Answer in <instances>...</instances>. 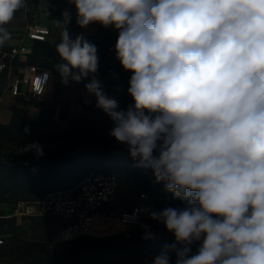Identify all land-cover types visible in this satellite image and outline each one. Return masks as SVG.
Listing matches in <instances>:
<instances>
[{
    "label": "clouds",
    "instance_id": "9594fccd",
    "mask_svg": "<svg viewBox=\"0 0 264 264\" xmlns=\"http://www.w3.org/2000/svg\"><path fill=\"white\" fill-rule=\"evenodd\" d=\"M80 28L118 32L115 59L130 72L126 109L95 74L97 46L62 12L64 85L80 83L123 145L183 207L147 209L175 237L150 264H264V0H68ZM25 0H0L5 25ZM25 133L28 128H25ZM43 156L42 145L22 152ZM145 227L142 239L154 238ZM199 241L195 254L191 245ZM182 245V246H179Z\"/></svg>",
    "mask_w": 264,
    "mask_h": 264
},
{
    "label": "trees",
    "instance_id": "16d2710c",
    "mask_svg": "<svg viewBox=\"0 0 264 264\" xmlns=\"http://www.w3.org/2000/svg\"><path fill=\"white\" fill-rule=\"evenodd\" d=\"M39 1L25 0V5L27 2L37 6ZM50 1L49 10L53 14H60L63 6H69L76 11L74 5H71L68 0ZM25 5L18 10L20 13L24 10ZM84 36L98 48L99 67L95 74L96 78L102 83L111 79L115 80V86L121 91V109H126L132 103L131 97L127 93L131 73L124 71L115 59L113 49L118 32L96 24L95 31L91 34H84ZM60 38L59 35L54 39L32 40L30 52L23 60L15 58L14 67L34 65L35 60L39 57H48L53 61L61 60L55 51V46L60 42ZM3 75L6 77L5 71L0 74V77ZM90 79L91 76L86 78L80 87L85 88L84 85ZM53 102L54 105L60 106L57 118H55L53 104L42 107L37 119L25 117V109L12 106L8 124H0V133L14 139L23 136L41 141H59L62 139L63 129L60 127L62 121L69 124H82L83 131L79 139L69 142L66 147L54 154H43L39 158L36 155H19L15 150L7 152L0 150V195L4 198L6 196L15 197L17 200L10 213L0 212V236L5 238L8 235L3 229V224L12 220L11 213L14 212L19 202L32 203L51 191L73 188L90 172L111 173L119 178L123 176L129 181L143 185L145 190H141V192H145L148 196V209L161 210L168 206H184V202L174 199L171 193L164 190L162 183L155 182L154 174L150 168L139 167L138 162L130 157L123 145L93 141L97 125L109 124L104 118L105 113L96 108L95 99L88 104H81L86 114L84 118L71 114L68 106L58 99L56 92L53 93ZM91 119H94V123L86 124ZM26 127L28 128L27 133L24 131ZM6 215L8 217H5ZM24 218L42 223H52L55 225L54 232L62 225L61 221L56 218ZM144 226L154 233V238L142 239L145 233ZM172 243H175V237L162 224L151 220L147 214L137 224L113 236L82 237L69 243L58 244H75V248L70 254L61 257L48 256V251L44 250L46 245L43 242H23L15 246L13 250L20 254V261L16 264H79L85 257L97 262L112 258L124 263H135L143 258L154 257L163 245ZM13 244H4L3 241L0 243V251L8 250L6 248ZM198 245L199 241H196L190 247L194 250Z\"/></svg>",
    "mask_w": 264,
    "mask_h": 264
},
{
    "label": "rangeland",
    "instance_id": "374dc122",
    "mask_svg": "<svg viewBox=\"0 0 264 264\" xmlns=\"http://www.w3.org/2000/svg\"><path fill=\"white\" fill-rule=\"evenodd\" d=\"M51 6L50 0H40L37 6L30 5L26 2L24 10L21 11V17H18L14 21L12 20L8 25L5 27L13 26V29L7 30L11 34V38L8 39V42H17L19 38L24 37V29L22 28L23 25L29 23L31 19H35V21H39L44 23L45 25L49 26L51 30V37L54 38V34L57 28L54 25V15L49 9ZM26 9V11H25ZM67 10L71 14V18L76 20V11H74L69 6L61 7V14L62 12ZM59 21L62 18L58 19ZM94 24V23H93ZM91 24V25H93ZM98 24V23H95ZM56 29V30H55ZM108 29L114 30L112 27H108ZM117 32V31H116ZM17 70H13L11 76L19 75ZM53 77L51 78V83L47 88L46 98L50 92H55L56 89H59L60 85H63V91H65V96L68 97L66 102L70 101V105L68 106L69 111L74 116H78L80 118H84L86 116L80 100L88 99L89 103L92 102L95 97L88 96L84 97L81 94H77L75 91V87H80L81 84L84 82L76 83V82H69V84L64 85L61 82V77L57 72L56 68L52 70ZM105 92L109 96H113L119 100V107L121 108V91L115 86V80L111 79L109 81H103ZM107 82V83H106ZM8 79L4 75L0 77V124L6 125L9 122L10 115H11V108L12 106H19L20 108L27 110V106L32 105L34 103H39L35 98H29L25 100L22 95L20 96H12L7 88ZM75 84V85H74ZM62 91V92H63ZM21 101V102H20ZM52 103V100H51ZM50 103V104H51ZM104 118L108 121L109 124L107 125H97L94 130V137L93 141L99 143H117L114 139H112L108 133L112 127V122L108 118L106 114H104ZM94 123V119H91L86 124ZM60 127L63 129L62 132V139L59 141H41L36 138H25L23 136H19V138H9V136L0 133V150L1 151H9L15 150L19 155H35L33 152H22V149L26 144H30L33 142L39 143L42 145L43 153L44 154H54L57 151L61 150L62 148L66 147L67 144L71 141L79 139L82 134V124H69V123H61ZM121 179V186L120 188L111 196L110 201L108 202V208L113 213L119 212L123 209L129 208L131 204L135 201L137 195L141 190H145L143 185L137 184L135 182L129 181L128 179L120 176ZM21 200V199H19ZM17 200L15 197L6 196L5 198L0 195V212L5 214L10 213L13 209V206L16 204ZM33 206L29 207V210L32 209ZM15 212V210H14ZM14 212L11 213L13 216L12 220H9L3 224V229L8 233V235L3 239L4 244L14 243L10 245L8 250H4V252L0 251V264H16L20 261V254L14 251L13 249L20 243L34 241V242H43L46 246H44V250H47L48 256H58L61 257L65 254H70L74 250L75 244H65V245H54L51 241L52 234L54 232L55 225L52 223H42L37 222L35 220H26L22 215L17 214L14 215ZM5 217H8L6 215ZM6 224V225H5ZM200 246V242L197 248L192 250L191 254H195ZM153 257L143 258L142 260L135 262V263H124L116 259H108L103 262H97L95 260L84 258L82 259L79 264H150V261ZM173 264L175 261V256L173 255Z\"/></svg>",
    "mask_w": 264,
    "mask_h": 264
},
{
    "label": "built area",
    "instance_id": "2783aa9c",
    "mask_svg": "<svg viewBox=\"0 0 264 264\" xmlns=\"http://www.w3.org/2000/svg\"><path fill=\"white\" fill-rule=\"evenodd\" d=\"M23 29L27 43L11 46L8 50L0 45V74L6 72L7 88L12 96L22 95L28 100L45 94L51 83L52 70L35 65L14 67L13 61L15 58L23 60L30 52L31 41L48 39L51 30L39 22L27 23ZM13 70L19 75L11 76ZM120 186L121 179L115 174L90 172L73 188L51 191L32 203L19 202L14 215L59 219L62 225L52 235L54 245L82 237L113 236L137 224L148 214L145 192H139L129 208L116 213L110 211L108 202ZM31 204L33 208L29 210ZM2 238L0 236V243Z\"/></svg>",
    "mask_w": 264,
    "mask_h": 264
},
{
    "label": "crops",
    "instance_id": "0c3cea01",
    "mask_svg": "<svg viewBox=\"0 0 264 264\" xmlns=\"http://www.w3.org/2000/svg\"><path fill=\"white\" fill-rule=\"evenodd\" d=\"M61 14V13H60ZM60 14H54V15H52L51 14V16H54L55 18H53L54 19V25H55V27L57 28V30H56V32H55V34H54V38H56V37H58L59 35H60V31H61V29H60V27L56 24V21H59L58 19L60 18H62L61 16H60ZM18 17H21V13H20V11H17L15 14H14V17H13V21L15 20V19H17ZM30 22H39V23H42V22H40V20L39 21H35V19H32V21L30 20ZM29 22V23H30ZM27 24V23H26ZM42 24H44V23H42ZM45 25V24H44ZM13 26H8V27H6V29L7 30H9V29H13L12 28ZM24 27V25L22 26V28ZM49 27V26H48ZM68 28H69V31H70V33L71 34H73V35H76V34H91V33H93L94 31H95V29H96V24L94 23L93 25H89L87 28H80L78 25H77V23H76V20H73V18H71V21H70V23H69V25H68ZM50 37H51V35H50ZM54 38H50V39H54ZM27 40H26V38L25 37H22V38H19V40L17 41V42H8L7 40L4 42V44L2 45V47H3V49H5V50H8L11 46H15V45H21V44H23V43H27L26 42ZM25 59V58H24ZM62 61L61 60H58V61H53L51 58H48V57H39V58H37L36 60H35V63H34V65L35 66H37V67H39V68H48V69H51V70H54L56 67V65L57 64H59V63H61ZM52 77H53V75H52ZM75 85V84H74ZM63 85H60L59 86V89H56V94H57V97H58V99L59 100H61L62 101V103H64V104H66L67 106H69L70 105V101H69V104H68V102H66V100L65 99H67L68 97H66L65 96V91H63ZM63 91V92H62ZM75 91H76V93L77 94H81L82 96H86V97H88V96H90V95H88L87 94V92H86V90H85V88H81V87H75ZM46 93H48L47 91L45 92V94L44 95H42V96H40V97H38V98H35V99H37L38 100V102L39 103H34V104H32V105H29V106H27L28 108H27V110L25 111V117H27V118H29V119H37V117H38V115H39V111H40V109L42 108V107H46V106H52V104H53V106L55 107V118H57V115H58V111H59V108H60V106L58 105V104H55L54 105V102H53V92H50L49 93V95L46 97V98H44V96L46 95ZM90 98H91V96H90ZM51 100H52V103H51ZM79 101H80V103L82 104V103H85V104H88L89 103V100L88 99H83V100H80V97H79ZM51 103V104H50ZM61 123H66V122H64V121H62Z\"/></svg>",
    "mask_w": 264,
    "mask_h": 264
}]
</instances>
